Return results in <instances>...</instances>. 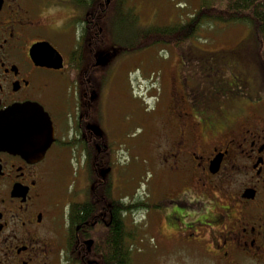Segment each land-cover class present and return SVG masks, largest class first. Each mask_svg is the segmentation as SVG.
Listing matches in <instances>:
<instances>
[{"label":"flooded vegetation","instance_id":"obj_1","mask_svg":"<svg viewBox=\"0 0 264 264\" xmlns=\"http://www.w3.org/2000/svg\"><path fill=\"white\" fill-rule=\"evenodd\" d=\"M55 11L62 16L51 18ZM94 16L71 0L45 7L0 0V115L12 107L41 109L53 129L44 153L0 145V264H97L94 240L109 230L113 209L133 235L125 217L137 204L147 205L137 209H145V225L152 226L154 264H264L262 99L246 92L199 104L187 81L172 77L167 103L159 98L150 110L136 103L121 116L141 131L150 114L164 121L151 146L139 148L150 162L144 196L115 197L102 107L112 56H81L100 31ZM67 26L75 35L65 56L52 38L62 40ZM37 42L56 49L63 67L37 64L30 55ZM72 160L79 193L73 197L62 184ZM85 203L89 215L72 226L71 205ZM128 251L134 253L131 245Z\"/></svg>","mask_w":264,"mask_h":264},{"label":"rangeland","instance_id":"obj_2","mask_svg":"<svg viewBox=\"0 0 264 264\" xmlns=\"http://www.w3.org/2000/svg\"><path fill=\"white\" fill-rule=\"evenodd\" d=\"M51 1L36 0V3L38 7H45ZM123 1L122 10L135 16H132L135 21L122 24L120 20H116L113 27L129 43L134 37L132 34L137 30L183 24L202 3L210 1L209 3L215 5L220 4L219 0ZM61 16L59 11L51 13V18ZM74 35L73 26H67L62 40L52 38L65 56L72 48ZM260 53L256 36L247 25L239 22L205 21L198 32L182 46L180 52L169 47L152 46L111 58L107 64L108 85L104 89L102 107L103 112L108 115L104 122L108 135L105 147L110 155L109 175L114 196L129 194L131 200L135 191V198L144 196L145 180L150 176V162L139 153V148L147 143L151 146L164 121L150 114L145 118L141 131L136 122L123 124V113L134 109L136 103L149 110L156 105L159 98L167 103L172 77L184 79L190 85L189 89L194 87L193 90L207 91L211 88V81L222 91H231L232 86H240L243 93H260L262 102L259 105L264 107V70L260 64ZM158 54L161 55L159 59ZM230 94L224 93V97L220 99L223 98L225 101H222L226 102L229 98L227 95ZM150 146L145 147V153L151 152ZM62 153L67 154L65 151ZM76 164L72 160L70 166L65 165L62 178V184L68 187L71 197L76 194ZM86 178L87 173H84L78 185H84ZM145 216V209L142 208L128 213L125 217L128 229L133 232V238L129 240L134 252L131 255V264H154L155 240L152 226L149 223L145 225Z\"/></svg>","mask_w":264,"mask_h":264},{"label":"trees","instance_id":"obj_3","mask_svg":"<svg viewBox=\"0 0 264 264\" xmlns=\"http://www.w3.org/2000/svg\"><path fill=\"white\" fill-rule=\"evenodd\" d=\"M71 1L81 10L94 11V25L100 28L94 39L95 45L93 48L88 47L86 44L81 47V56L86 59L88 57L107 58L110 55L115 58L119 54L152 46L169 47L176 52H180L182 46L198 32L203 22H239L250 27L256 36L261 49L260 64L264 70V0H219V5L209 3L210 1L204 2L185 23L174 26L142 28L132 34L134 37L130 43L125 41L126 39L121 37L113 27V22L116 20H120L122 24L135 21L133 19L135 16L132 15V17L129 12L122 10L123 0ZM210 84H212L211 88L207 91L202 89L193 90L194 87L190 90V95L194 100H197V103L207 105L216 97H223L224 93L230 92L233 95L243 93L240 86H232L233 88L228 92L219 90L213 81ZM254 97L260 99V93L255 94ZM116 202L111 200L114 205ZM138 207H147V205H130L128 213H132ZM90 211L89 203L72 204L70 208L71 225L73 226L75 218H79L81 221L85 220ZM123 225L119 216L115 213V209H113L109 230L104 229L96 235V240H94L92 248L94 254L91 257L97 261V264H131V256L128 251L130 245L128 242L126 243V238L132 239L133 235L131 233L126 234Z\"/></svg>","mask_w":264,"mask_h":264},{"label":"water","instance_id":"obj_4","mask_svg":"<svg viewBox=\"0 0 264 264\" xmlns=\"http://www.w3.org/2000/svg\"><path fill=\"white\" fill-rule=\"evenodd\" d=\"M30 55L37 64L54 69L63 67L61 54L48 42L34 43ZM29 110L28 106L12 107L0 115V145L26 154L31 150L33 154L44 153L53 142L50 120L41 109L34 114Z\"/></svg>","mask_w":264,"mask_h":264}]
</instances>
